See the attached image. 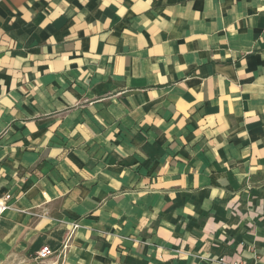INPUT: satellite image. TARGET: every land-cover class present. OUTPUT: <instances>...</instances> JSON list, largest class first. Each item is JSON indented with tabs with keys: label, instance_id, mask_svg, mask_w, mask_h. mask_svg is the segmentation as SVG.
I'll return each mask as SVG.
<instances>
[{
	"label": "crops",
	"instance_id": "0c3cea01",
	"mask_svg": "<svg viewBox=\"0 0 264 264\" xmlns=\"http://www.w3.org/2000/svg\"><path fill=\"white\" fill-rule=\"evenodd\" d=\"M6 193L42 264H264V0H0Z\"/></svg>",
	"mask_w": 264,
	"mask_h": 264
},
{
	"label": "rangeland",
	"instance_id": "374dc122",
	"mask_svg": "<svg viewBox=\"0 0 264 264\" xmlns=\"http://www.w3.org/2000/svg\"><path fill=\"white\" fill-rule=\"evenodd\" d=\"M0 242V264H42L32 259L23 244L12 245L3 240Z\"/></svg>",
	"mask_w": 264,
	"mask_h": 264
},
{
	"label": "built area",
	"instance_id": "2783aa9c",
	"mask_svg": "<svg viewBox=\"0 0 264 264\" xmlns=\"http://www.w3.org/2000/svg\"><path fill=\"white\" fill-rule=\"evenodd\" d=\"M45 199L47 198V195H43ZM11 201L12 197L10 194L6 193L0 196V220L2 219L3 215L11 209ZM79 227L78 223H72V229L71 232L75 231ZM52 252L49 250L48 247H42L38 252L34 254L32 259L36 262L43 263L45 260L49 259L52 256ZM223 261V260H220ZM228 264H245L242 261H233ZM253 264H262L260 261H255Z\"/></svg>",
	"mask_w": 264,
	"mask_h": 264
}]
</instances>
